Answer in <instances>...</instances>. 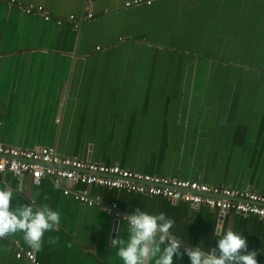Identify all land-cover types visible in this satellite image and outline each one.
<instances>
[{
    "label": "crops",
    "instance_id": "0c3cea01",
    "mask_svg": "<svg viewBox=\"0 0 264 264\" xmlns=\"http://www.w3.org/2000/svg\"><path fill=\"white\" fill-rule=\"evenodd\" d=\"M90 1L0 0V146L53 147L84 162L264 194V0H151L129 8L128 0ZM28 4L52 19L26 14ZM87 12L93 17L83 19ZM241 54L246 75L227 64ZM208 85H230L229 92ZM66 184L0 177V187L14 190L11 208L33 201L61 214L41 251L19 232L0 238V264H26L15 258L16 245L39 264H123L111 241L127 239V222L64 196ZM88 190L125 215L165 213L175 221L171 232L191 248H215V230L240 232L264 264L262 219ZM173 264L190 261L174 256Z\"/></svg>",
    "mask_w": 264,
    "mask_h": 264
},
{
    "label": "built area",
    "instance_id": "2783aa9c",
    "mask_svg": "<svg viewBox=\"0 0 264 264\" xmlns=\"http://www.w3.org/2000/svg\"><path fill=\"white\" fill-rule=\"evenodd\" d=\"M91 2L87 0L89 6ZM151 0H128L124 7L149 5ZM26 14L37 13L44 21L52 19L42 6L28 4L23 8ZM93 13L87 12L83 19H90ZM61 25L65 20H54ZM67 21L78 29L80 22L74 15H69ZM98 49V48H97ZM10 175L16 179L28 177L33 183H38L43 177L53 180L56 185L67 183L62 187L64 196L89 207L97 205L99 209L121 220L123 214L117 204H105L96 196H91L89 187H105L128 192L161 197L174 202H183L194 207H205L217 211L220 215L229 213L254 216L264 220V194L249 189H233L213 186L196 180L171 179L162 175H149L138 171L123 169L118 165L84 162L77 158L62 156L53 147L23 149L0 146V177ZM82 185L81 190L75 186ZM166 246V245H163ZM184 247L181 245V251ZM16 259L26 261V264H39L33 251L23 250L16 245Z\"/></svg>",
    "mask_w": 264,
    "mask_h": 264
},
{
    "label": "clouds",
    "instance_id": "9594fccd",
    "mask_svg": "<svg viewBox=\"0 0 264 264\" xmlns=\"http://www.w3.org/2000/svg\"><path fill=\"white\" fill-rule=\"evenodd\" d=\"M13 197L10 186L0 187V238L19 232L32 250L41 251L44 233L56 230L60 224V212L47 204L34 207L31 200L30 204L13 209L10 206ZM121 219L127 222V239L117 235L111 244L117 248L123 264H173V257L179 259L181 255H186L190 264H257V252L248 251L247 241L240 232L215 230V235L220 236L215 248L184 247L181 253L182 242L171 232L175 221L165 213L153 215L137 208ZM58 240L49 237L48 243L55 244Z\"/></svg>",
    "mask_w": 264,
    "mask_h": 264
},
{
    "label": "rangeland",
    "instance_id": "374dc122",
    "mask_svg": "<svg viewBox=\"0 0 264 264\" xmlns=\"http://www.w3.org/2000/svg\"><path fill=\"white\" fill-rule=\"evenodd\" d=\"M226 61V60H224ZM229 61V60H227ZM232 61L235 62V63H227L229 66H234L232 67L231 69H237L238 70V75H246V72L248 69H250L247 64H248V61H246V58L243 54H241L240 56H236L235 58L232 57ZM261 72V71H260ZM209 89L208 91H210V87L212 88H217V90L223 94H226L229 92V87L230 85H208ZM203 85H200V92L202 93L203 92ZM239 92H245V90H241L240 88L236 90V93H239Z\"/></svg>",
    "mask_w": 264,
    "mask_h": 264
},
{
    "label": "water",
    "instance_id": "95a60500",
    "mask_svg": "<svg viewBox=\"0 0 264 264\" xmlns=\"http://www.w3.org/2000/svg\"><path fill=\"white\" fill-rule=\"evenodd\" d=\"M144 5H146V4H144ZM69 157H70V156H69ZM72 158H76V157H72ZM77 159H79V158H77ZM79 160H80V159H79ZM81 161H83V160H81ZM86 162H90L89 159H88ZM144 174H146V173H144Z\"/></svg>",
    "mask_w": 264,
    "mask_h": 264
}]
</instances>
